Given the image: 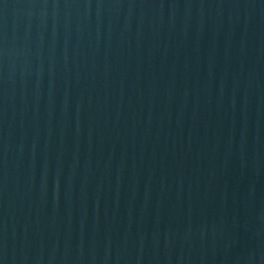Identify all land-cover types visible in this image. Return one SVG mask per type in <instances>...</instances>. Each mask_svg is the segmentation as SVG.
Masks as SVG:
<instances>
[{
    "label": "water",
    "instance_id": "1",
    "mask_svg": "<svg viewBox=\"0 0 264 264\" xmlns=\"http://www.w3.org/2000/svg\"><path fill=\"white\" fill-rule=\"evenodd\" d=\"M264 114V0H0V264H152Z\"/></svg>",
    "mask_w": 264,
    "mask_h": 264
}]
</instances>
